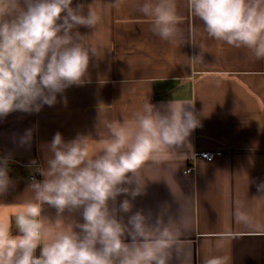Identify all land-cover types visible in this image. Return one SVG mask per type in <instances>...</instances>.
<instances>
[{
  "label": "clouds",
  "instance_id": "obj_1",
  "mask_svg": "<svg viewBox=\"0 0 264 264\" xmlns=\"http://www.w3.org/2000/svg\"><path fill=\"white\" fill-rule=\"evenodd\" d=\"M94 2L73 7V0H0V118L14 111L38 113L53 106L57 94L85 84L91 58L104 51L78 31L83 26L94 33L100 24ZM123 3L112 0L111 7ZM135 7L160 39L172 42L180 33L177 0H142ZM187 8L209 38L264 59V0H187ZM199 47L193 63L204 62ZM192 104L173 99L161 112L146 102L131 119L106 122V134L96 139L78 134L65 141L57 132L47 145L46 166L31 162L43 177L31 179L32 198L11 223L0 222V264H170L172 250L186 243L184 205L179 220L167 223L164 212L151 222L142 211L125 222L119 214L132 211L131 200L114 205L122 194L132 199L144 194L146 164L160 163L166 153L183 156L173 149L184 146L199 126L186 108ZM31 138L29 129L21 143ZM9 163V156L0 157V195L12 185ZM258 190L264 192V182ZM45 205L56 210L54 222L43 214ZM65 213H80L83 222ZM234 215L239 224H255L241 202ZM202 264H226V258L208 254Z\"/></svg>",
  "mask_w": 264,
  "mask_h": 264
},
{
  "label": "crops",
  "instance_id": "obj_2",
  "mask_svg": "<svg viewBox=\"0 0 264 264\" xmlns=\"http://www.w3.org/2000/svg\"><path fill=\"white\" fill-rule=\"evenodd\" d=\"M93 2L73 0V7ZM111 2L95 0L102 19L94 33L78 28L90 35L87 43L104 50L102 57L91 58L85 84L57 94V102L38 113L14 111L0 118V157H10L12 181L0 195V222L11 223L32 198L31 179L43 177L31 162L46 166L47 145L57 132L65 141L78 134L96 139L106 134V122L131 119L146 102L163 112L173 99L183 100L193 102L186 108L199 120L186 144L173 149L183 156L166 153L160 163L146 164L144 194L135 199L122 194L114 206L131 200L132 211L119 214L125 222L142 211L151 222L164 212L167 223L179 220L184 205L189 227L181 238L186 243L179 252L172 250L170 264H202L208 254L225 257L226 264H264V192L258 190L264 182V59L209 38L187 0H177L182 23L172 42L153 34L149 19L135 7L142 0H124L119 9ZM199 45L204 62L193 63L191 58L201 54ZM29 129L31 141L22 144ZM203 151L218 154L212 160L195 157ZM188 167L193 173H185ZM237 202L252 213L253 226L236 222ZM43 214L56 219V210L47 205ZM69 215L83 222L80 213Z\"/></svg>",
  "mask_w": 264,
  "mask_h": 264
},
{
  "label": "built area",
  "instance_id": "obj_3",
  "mask_svg": "<svg viewBox=\"0 0 264 264\" xmlns=\"http://www.w3.org/2000/svg\"><path fill=\"white\" fill-rule=\"evenodd\" d=\"M218 153L217 152H210V151H203V152H199L195 154L196 158H203V159H207V160H212ZM194 168L193 167H188L185 170L186 174H191L193 173Z\"/></svg>",
  "mask_w": 264,
  "mask_h": 264
}]
</instances>
